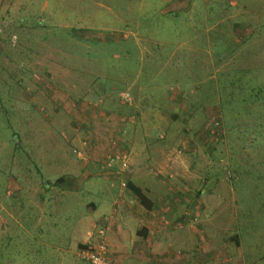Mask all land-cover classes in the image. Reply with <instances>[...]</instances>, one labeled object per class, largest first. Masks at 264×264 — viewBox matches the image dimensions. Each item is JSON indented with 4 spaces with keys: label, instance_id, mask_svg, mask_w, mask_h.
Wrapping results in <instances>:
<instances>
[{
    "label": "rangeland",
    "instance_id": "1",
    "mask_svg": "<svg viewBox=\"0 0 264 264\" xmlns=\"http://www.w3.org/2000/svg\"><path fill=\"white\" fill-rule=\"evenodd\" d=\"M135 95L195 152L173 149L195 193L142 264H264V0H0V264H88L106 242L105 184L80 176L127 169L91 156L87 125L136 116Z\"/></svg>",
    "mask_w": 264,
    "mask_h": 264
},
{
    "label": "crops",
    "instance_id": "2",
    "mask_svg": "<svg viewBox=\"0 0 264 264\" xmlns=\"http://www.w3.org/2000/svg\"><path fill=\"white\" fill-rule=\"evenodd\" d=\"M135 97L136 101L140 102L135 103L133 107L136 116L126 111L118 119H101L103 113L100 118H87L93 121L91 125H87V144L91 156L96 157L99 153L116 148L119 151H127L128 169L122 173L107 169L106 172L83 173L80 176V180H85L95 175L105 184V192L112 209L109 215L101 218V222L110 231L107 233L106 242L110 258L117 264H142L148 259L166 256L165 252L157 254V250L167 249V246L172 245L169 241L172 228L177 230L181 227L184 220L181 210L189 207L188 196L195 193L188 187L189 182L184 180L190 174L185 164L189 159L183 160L184 157L176 155L173 150L182 146L188 153H195L189 152L192 144L190 136L181 133L178 136L177 132H174L173 123L165 117L162 120V106L155 108L142 101L140 95ZM127 98L130 103L131 98ZM71 106V113L78 115L77 118L81 117L82 112H86L82 104ZM186 156L189 158L188 154ZM75 179L76 176L73 175L69 178L70 182H76ZM124 182L125 186L122 188ZM126 183L140 189L145 206L126 188ZM99 185L97 180L92 181L89 188L98 191L101 189ZM199 186L197 183L198 188ZM197 189L196 191H199ZM193 204L196 206L197 202ZM92 207L95 209V205ZM166 242H169L168 245H164Z\"/></svg>",
    "mask_w": 264,
    "mask_h": 264
},
{
    "label": "built area",
    "instance_id": "3",
    "mask_svg": "<svg viewBox=\"0 0 264 264\" xmlns=\"http://www.w3.org/2000/svg\"><path fill=\"white\" fill-rule=\"evenodd\" d=\"M126 100L127 97L122 95ZM219 132V130H218ZM216 135H218L217 130H214ZM112 162H117L119 164L120 170L128 169L129 167V154L127 152H121L114 158H109L106 160L107 167H111ZM97 234L101 237L104 236V230H97ZM102 236V237H103ZM104 239V238H103ZM100 239L93 245L83 246L80 251V257L88 264H112L109 259L108 247L106 242Z\"/></svg>",
    "mask_w": 264,
    "mask_h": 264
},
{
    "label": "trees",
    "instance_id": "4",
    "mask_svg": "<svg viewBox=\"0 0 264 264\" xmlns=\"http://www.w3.org/2000/svg\"><path fill=\"white\" fill-rule=\"evenodd\" d=\"M126 188L132 193V195L134 197H136V199L139 200L140 204L145 206V199H144L143 193L140 191V189H138L137 187H135L131 183H126Z\"/></svg>",
    "mask_w": 264,
    "mask_h": 264
}]
</instances>
